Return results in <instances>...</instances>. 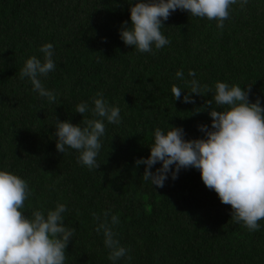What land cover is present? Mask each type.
Returning a JSON list of instances; mask_svg holds the SVG:
<instances>
[{
    "label": "trees",
    "instance_id": "1",
    "mask_svg": "<svg viewBox=\"0 0 264 264\" xmlns=\"http://www.w3.org/2000/svg\"><path fill=\"white\" fill-rule=\"evenodd\" d=\"M124 21L130 23L126 0H0V168L28 182L22 211L67 205L65 224L76 232L66 264H111L93 219L105 210L118 215L114 231L132 257L118 264H264V220L251 233L232 221L231 206L196 169L152 188L142 179L144 166L134 163L149 156L156 128L182 127L186 139H196L198 125H210L207 111L195 109L211 92L193 95L195 104L174 101L173 84L190 91L189 70L213 91L216 81L250 88V101L261 99L264 107V0L232 6L223 30L177 10L161 28L170 44L151 54L120 40ZM45 43L55 49L56 68L43 80L57 93L55 104L19 76L26 59L42 58ZM97 92L120 108L121 123H106L100 166L89 170L75 150H56L54 121L80 124L75 106L91 104Z\"/></svg>",
    "mask_w": 264,
    "mask_h": 264
},
{
    "label": "clouds",
    "instance_id": "2",
    "mask_svg": "<svg viewBox=\"0 0 264 264\" xmlns=\"http://www.w3.org/2000/svg\"><path fill=\"white\" fill-rule=\"evenodd\" d=\"M129 5L130 23L124 21L119 30L120 40L139 53H153L170 44L162 34L170 15L177 10L190 17L216 21V28L223 30L234 5L243 9L249 0H126ZM165 28V27H164ZM42 58L31 56L19 71L21 79L27 78L32 91L49 104H55L57 93L48 89L43 80L56 68L55 49L52 43L39 48ZM191 80L186 82L190 91L173 84L174 101L195 104L193 95L204 97L211 123L198 125L201 138L186 139L182 127L171 126L167 131L156 128L148 149L147 158L134 161L139 168L144 166L142 179L151 187L163 188L166 181H175L182 170L196 169L203 184L217 194L222 204L231 206L232 221L248 232L261 229L264 220V107L262 100L251 102L250 88L216 81L214 91L195 79L196 73L189 70ZM175 78L184 79L182 71ZM187 93L181 100L182 93ZM213 104L215 107H213ZM93 118L84 119L85 113ZM75 113L82 115L80 124L60 121L55 117V147L64 154L68 149L77 152V163L89 170L97 169L101 139L105 125L121 123V111L110 105L103 92H97L91 104L81 102ZM160 165V167H155ZM155 167V171L153 168ZM31 196L28 182L14 172L0 168V264H66V249L76 229L65 224L67 205L57 202L53 208L33 209L25 215L22 209ZM103 218L93 214L95 231L103 236L108 249V260L118 264L121 259L132 260L129 249L121 245L114 227L119 224L118 215L110 210Z\"/></svg>",
    "mask_w": 264,
    "mask_h": 264
}]
</instances>
